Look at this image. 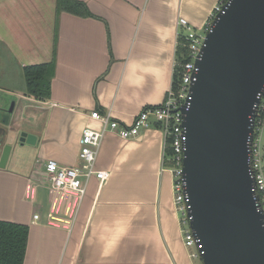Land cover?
Instances as JSON below:
<instances>
[{"label": "crops", "instance_id": "0c3cea01", "mask_svg": "<svg viewBox=\"0 0 264 264\" xmlns=\"http://www.w3.org/2000/svg\"><path fill=\"white\" fill-rule=\"evenodd\" d=\"M81 1L92 16L59 11L57 0H0V78L14 82L0 91L16 96L10 124L0 123L13 146L0 167V220L29 226L24 264H192L164 132H119L166 98L178 19L199 28L217 0ZM51 61L50 97L28 94L23 68ZM93 110L112 115L97 159L109 178H93L83 197L54 189L45 164L79 163L83 129L100 126ZM21 130L34 145L20 146Z\"/></svg>", "mask_w": 264, "mask_h": 264}, {"label": "water", "instance_id": "95a60500", "mask_svg": "<svg viewBox=\"0 0 264 264\" xmlns=\"http://www.w3.org/2000/svg\"><path fill=\"white\" fill-rule=\"evenodd\" d=\"M196 66L190 105L181 108L191 229L200 239L205 264H264V212L249 163L264 94V0H229ZM0 94L5 96H0V110L7 116L0 123L9 125L16 96ZM8 137L0 126L2 168L13 147ZM35 142V135L21 132L20 146Z\"/></svg>", "mask_w": 264, "mask_h": 264}, {"label": "built area", "instance_id": "2783aa9c", "mask_svg": "<svg viewBox=\"0 0 264 264\" xmlns=\"http://www.w3.org/2000/svg\"><path fill=\"white\" fill-rule=\"evenodd\" d=\"M228 1L217 0L209 11L203 25L199 28H195L185 17L178 19L177 45L182 43L186 47L187 60L181 64V76L177 89H174L171 83V88L163 102L143 107L137 113L133 122L129 126L122 128L119 132L120 137L127 139L136 137L143 129L156 126L164 132L165 145L168 138L170 139L173 201L178 213L184 245L187 248L195 246L197 249L196 253L189 254L191 257H201L200 248L202 244L200 243V239L194 235L190 226L192 216L190 215L189 197L186 193V182L182 173L185 130L183 127L184 115L181 108L190 105V88L196 79L195 74L198 71L196 60L202 53L207 34L213 30L217 15L223 11V7ZM175 67L176 60L174 62V69ZM263 101L264 94L261 96V104L254 121V132L249 144V163L250 174L255 179L254 191L258 208L264 212V167L261 157L264 118L259 115L264 111ZM90 117L97 120L100 126H88L83 129L78 154L79 163L72 166H63L51 159L45 164V170L54 189L73 190L78 192L81 197L85 195L87 186L93 178L98 180L99 187H101L110 175L109 171L97 168V159L103 139L109 130V123L112 121L111 112L101 113L99 110H93L90 113ZM34 218L38 219L39 215L35 214ZM202 264L205 263L202 262Z\"/></svg>", "mask_w": 264, "mask_h": 264}, {"label": "trees", "instance_id": "16d2710c", "mask_svg": "<svg viewBox=\"0 0 264 264\" xmlns=\"http://www.w3.org/2000/svg\"><path fill=\"white\" fill-rule=\"evenodd\" d=\"M57 9L79 16H92L85 2L81 0H57ZM181 41V39H180ZM176 67L172 76V87L177 89L181 64L187 60L186 47L179 43L176 49ZM25 91L38 99H47L51 93V82L55 74V62L28 65L23 68ZM264 118V111L259 114ZM164 164L172 165L170 139L166 141ZM29 237V226L7 220H0V264H24Z\"/></svg>", "mask_w": 264, "mask_h": 264}, {"label": "rangeland", "instance_id": "374dc122", "mask_svg": "<svg viewBox=\"0 0 264 264\" xmlns=\"http://www.w3.org/2000/svg\"><path fill=\"white\" fill-rule=\"evenodd\" d=\"M9 83H14V82L13 81L9 82V78H4V79H1L0 86L6 85V84H9ZM0 96L5 97L2 94H0ZM263 105H264V101H263ZM5 111L6 110H0V118H6L7 117ZM23 128H25V126H23ZM21 131L23 132L25 130H21ZM261 157H262V164H263V167H264V129L262 131ZM187 249H188L187 251H188L189 254L197 252V249H196L195 246L188 247ZM191 262H192V264H202L203 261H202V258L200 256H192L191 257Z\"/></svg>", "mask_w": 264, "mask_h": 264}]
</instances>
